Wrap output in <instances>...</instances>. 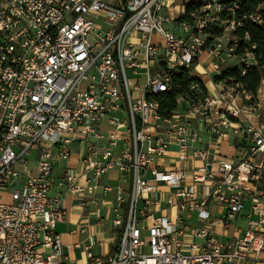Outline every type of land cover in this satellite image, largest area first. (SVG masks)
Returning a JSON list of instances; mask_svg holds the SVG:
<instances>
[{
	"label": "built area",
	"instance_id": "obj_1",
	"mask_svg": "<svg viewBox=\"0 0 264 264\" xmlns=\"http://www.w3.org/2000/svg\"><path fill=\"white\" fill-rule=\"evenodd\" d=\"M177 1L0 0V199L8 196L0 200V264H75L63 252L56 224L66 214L63 195L83 190L80 173L68 167L57 177L52 162L53 153L70 157L75 138L83 147V174L97 180L117 168L119 201L130 183L125 214L114 209L112 224L120 232L113 251L96 255L87 246L86 264H264V97L234 79L212 80L234 55L238 40L231 35L243 14L234 15L238 0H198L187 20L175 21L185 14ZM260 21L254 13L252 22ZM214 23L222 34L208 41ZM253 48L244 47L245 70L256 64ZM193 62V71L203 65L215 90L191 82V98L177 97L186 108L163 114L157 96L171 88L172 71ZM201 129L216 146L236 137L234 157H219L213 167ZM171 144L176 162L160 169L156 161ZM196 160L200 169L186 183L187 165ZM151 181L171 187L168 202L187 213L152 218L143 236L140 215L156 202L148 195ZM55 185L63 191L50 196ZM245 202L244 229L226 239L213 236V227H229ZM194 210L197 226L191 227L186 219ZM186 232L201 239L197 250H183Z\"/></svg>",
	"mask_w": 264,
	"mask_h": 264
},
{
	"label": "crops",
	"instance_id": "obj_2",
	"mask_svg": "<svg viewBox=\"0 0 264 264\" xmlns=\"http://www.w3.org/2000/svg\"><path fill=\"white\" fill-rule=\"evenodd\" d=\"M152 36L155 40L157 39L156 35ZM202 62L204 63L203 59ZM192 74L198 77L210 91L215 90L214 82L211 80L209 74L204 72L202 65H197ZM179 103H183L181 108L179 107ZM179 103L177 111H182L183 107L186 106V101H181ZM201 130L203 136L202 143L212 152L209 159L213 162V167L216 165L215 161H217L219 157L231 159L237 153L238 148L236 137L222 140L216 146L208 133L203 129ZM176 149L177 146L171 144L168 147L166 154L157 159L156 164L160 169H169L176 162ZM82 154V143L79 138H75L71 142V155L68 159L62 160L58 158L55 153H53L52 156L55 176L59 177L62 171L68 167L75 168V170L80 173L78 184L83 190L74 195H63L61 206L65 209L66 214L64 218L56 224V230L60 234L63 252L73 259L75 264L87 263L85 254V247L87 246L96 255H106L113 251L120 232V229L114 227L112 224V218L115 213L114 209L118 207L120 215L123 216L125 214L130 191V183H126L124 185V200H117L118 193L116 186L120 181L121 172L115 167L109 169L107 173L102 174L97 180L93 179L88 172L83 174L82 165L80 163ZM201 163L200 160H196L187 165L186 175L190 174L192 176L194 171L200 169ZM147 177L150 178L151 176L148 174ZM151 182L153 184V190L148 195L155 199L156 202L145 208L144 215H140L143 236L147 234L146 227L150 225L152 218L157 216H167L173 220L177 213L180 212L176 204L168 202L173 189L162 182ZM189 182L190 180H187L186 183ZM89 185H96L93 194L87 191V186ZM62 191L63 189L61 187L55 185L49 194L50 196H54ZM81 201L84 202L83 205L80 204ZM143 206V200L139 199L138 207L141 208ZM247 210L248 202H245L244 209L239 212V215L229 227L222 228L219 224L213 227V236L226 239L233 235L234 229H244L246 226ZM222 212L224 211L216 209L215 214L220 215ZM186 213L187 209L180 212L183 217H186ZM189 214L190 217L186 219L187 223L191 227L197 226V212L194 210L190 211ZM201 243L202 241L200 238L186 232V235L184 236L183 250L186 252L192 250L195 251ZM76 244H78V246H76ZM240 264L260 263L244 260L241 261Z\"/></svg>",
	"mask_w": 264,
	"mask_h": 264
},
{
	"label": "trees",
	"instance_id": "obj_3",
	"mask_svg": "<svg viewBox=\"0 0 264 264\" xmlns=\"http://www.w3.org/2000/svg\"><path fill=\"white\" fill-rule=\"evenodd\" d=\"M228 1L231 2V0ZM197 2L193 1L186 4L184 16L176 18L175 21L187 20V13L197 7ZM254 13L260 15V22H252L253 20L250 16ZM242 14V25L234 30L231 35L238 40V46L232 57H238L240 64L230 66L225 70H220L219 73L212 75V80L218 82L220 80L234 79L242 84L245 91L255 96L262 80H264V0H238L234 15L240 16ZM220 17L227 18L230 17V14L222 13ZM245 33L249 37L247 43L244 40ZM221 34L222 27L218 23L210 24L207 27L208 41L213 40L214 37L220 36ZM246 45H254L252 52L256 57V64L246 68V70L244 68L245 72L242 74L243 63H241V56ZM194 64L195 62L188 67H179L177 70L171 72V88L161 92L157 96L160 103V110L163 114L168 115L178 110V96H182L184 100L191 98L192 94L188 89V85L191 82H197L202 87L201 80L192 74ZM177 84L179 85L176 86ZM185 108L186 106L183 107V109Z\"/></svg>",
	"mask_w": 264,
	"mask_h": 264
},
{
	"label": "rangeland",
	"instance_id": "obj_4",
	"mask_svg": "<svg viewBox=\"0 0 264 264\" xmlns=\"http://www.w3.org/2000/svg\"><path fill=\"white\" fill-rule=\"evenodd\" d=\"M193 1H198V0H179L177 1L178 4L180 3H184L185 5L190 3V2H193ZM174 11V10H173ZM168 28L178 32L180 31L179 30V27L176 23H169L167 24ZM152 39H155L153 36H152ZM128 42H133V43H137L140 41V38L139 37H130L127 39ZM204 61V63H208L209 62V57L206 56V55H203V57H201V61ZM237 64H240V60L238 57H231L227 62H225L222 67H221V70H225L226 68L230 67V66H233V65H237ZM203 66V65H202ZM192 73H193V70H192ZM130 76V74H129ZM140 78V83H143L144 81V75H139L138 76ZM86 86V82H81L80 83V88H84ZM260 90L257 91V94L261 95L262 97H264V84H260ZM183 103H179V107L181 108V105ZM225 150V149H224ZM223 151V150H222ZM226 151V150H225ZM35 160H36V152H32L30 154V167L33 168L35 166ZM192 177L190 174L186 175L185 179L186 180H190ZM2 201H8V196L3 194L2 195V198L0 199Z\"/></svg>",
	"mask_w": 264,
	"mask_h": 264
},
{
	"label": "bare ground",
	"instance_id": "obj_5",
	"mask_svg": "<svg viewBox=\"0 0 264 264\" xmlns=\"http://www.w3.org/2000/svg\"><path fill=\"white\" fill-rule=\"evenodd\" d=\"M250 18L253 20V15H252V16H250ZM244 68H245V63H243V66H242V70H241V72H243V71H244Z\"/></svg>",
	"mask_w": 264,
	"mask_h": 264
}]
</instances>
